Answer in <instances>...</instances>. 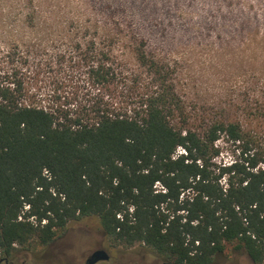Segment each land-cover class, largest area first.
<instances>
[{
  "label": "trees",
  "instance_id": "trees-1",
  "mask_svg": "<svg viewBox=\"0 0 264 264\" xmlns=\"http://www.w3.org/2000/svg\"><path fill=\"white\" fill-rule=\"evenodd\" d=\"M246 42L260 46L258 90L243 94L253 122L264 118V38ZM113 51L90 70L98 84L121 77ZM133 55L149 74L136 102L76 114L30 96L23 65L0 71V253L46 247L71 222L97 217L113 247L143 246L171 264H213L229 245L263 264L264 145L225 111L193 117L175 70L145 41ZM222 136L247 166L215 167Z\"/></svg>",
  "mask_w": 264,
  "mask_h": 264
},
{
  "label": "rangeland",
  "instance_id": "rangeland-1",
  "mask_svg": "<svg viewBox=\"0 0 264 264\" xmlns=\"http://www.w3.org/2000/svg\"><path fill=\"white\" fill-rule=\"evenodd\" d=\"M248 38L257 46L264 38V0H0V71L23 65L26 88L37 102L69 114L97 103L131 105L148 85L149 74L133 55L145 41L152 56L175 70L177 90L193 117L225 111L264 145V118L252 122L243 112V94L258 90L260 46H246ZM104 48H114L111 62L121 77L102 85L90 70ZM215 146V167L248 165L239 143L222 136ZM100 249L111 256L100 264L165 261L143 246L113 247L97 217L71 222L46 247L15 246L10 259L85 264ZM213 264L255 263L229 245Z\"/></svg>",
  "mask_w": 264,
  "mask_h": 264
},
{
  "label": "water",
  "instance_id": "water-1",
  "mask_svg": "<svg viewBox=\"0 0 264 264\" xmlns=\"http://www.w3.org/2000/svg\"><path fill=\"white\" fill-rule=\"evenodd\" d=\"M110 260V254L103 249L95 251L90 257L86 260V264H97L100 262H107Z\"/></svg>",
  "mask_w": 264,
  "mask_h": 264
},
{
  "label": "flooded vegetation",
  "instance_id": "flooded-vegetation-1",
  "mask_svg": "<svg viewBox=\"0 0 264 264\" xmlns=\"http://www.w3.org/2000/svg\"><path fill=\"white\" fill-rule=\"evenodd\" d=\"M52 244V243H51ZM14 251V249L12 250V252ZM108 252V251H107ZM94 253V252H93ZM92 253V254H93ZM12 257V253L10 254V255H8V254H6V253H0V264H13L12 262H11V258ZM90 257V256H89ZM88 257V258H89ZM110 260H111V256H110ZM109 260V261H110ZM109 261H107V262H109ZM101 263V262H100ZM100 263H97V264H100ZM86 264V263H85ZM163 264H171L170 262H168V261H164L163 262Z\"/></svg>",
  "mask_w": 264,
  "mask_h": 264
}]
</instances>
